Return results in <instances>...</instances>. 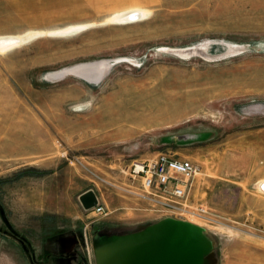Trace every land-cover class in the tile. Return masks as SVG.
Masks as SVG:
<instances>
[{
  "label": "rangeland",
  "instance_id": "obj_1",
  "mask_svg": "<svg viewBox=\"0 0 264 264\" xmlns=\"http://www.w3.org/2000/svg\"><path fill=\"white\" fill-rule=\"evenodd\" d=\"M25 36L0 52V264H171L165 232L176 264L264 244V0H0V38ZM160 156L197 167L184 198L132 174Z\"/></svg>",
  "mask_w": 264,
  "mask_h": 264
},
{
  "label": "built area",
  "instance_id": "obj_2",
  "mask_svg": "<svg viewBox=\"0 0 264 264\" xmlns=\"http://www.w3.org/2000/svg\"><path fill=\"white\" fill-rule=\"evenodd\" d=\"M132 174L142 176L144 188L160 190L175 200L185 197L187 190L186 182L198 174V169L188 161H177L166 156H160L154 162L136 164L132 170ZM180 176L184 180H180ZM91 211L101 218L109 214L106 208L99 204L91 209ZM197 211L203 214L206 213L203 208ZM262 234V238L264 239V232Z\"/></svg>",
  "mask_w": 264,
  "mask_h": 264
},
{
  "label": "water",
  "instance_id": "obj_3",
  "mask_svg": "<svg viewBox=\"0 0 264 264\" xmlns=\"http://www.w3.org/2000/svg\"><path fill=\"white\" fill-rule=\"evenodd\" d=\"M261 191L264 193V185L261 186ZM79 201L85 211H89L93 209L98 204L97 198L92 191H87L81 194L79 196ZM155 230H149V232L155 231ZM148 233L147 232L142 233L138 235L137 237L140 239H145ZM194 243H195L194 240L191 239V246ZM157 247H159L160 250H162L163 252V255L159 256L158 258L166 263L168 262L171 264L180 263L182 258H184L185 256L183 255V253L186 251V245L184 244V241L182 240L181 237L176 236L175 234H172V233L171 234L168 232L162 233L159 236V243L157 244ZM190 248L192 250V247Z\"/></svg>",
  "mask_w": 264,
  "mask_h": 264
},
{
  "label": "crops",
  "instance_id": "obj_4",
  "mask_svg": "<svg viewBox=\"0 0 264 264\" xmlns=\"http://www.w3.org/2000/svg\"><path fill=\"white\" fill-rule=\"evenodd\" d=\"M0 216L2 220L6 222L7 218L4 216V214L0 213ZM93 223L94 222H89L87 226L92 225ZM252 243L253 244L250 246L245 245L244 247L239 246L238 248L232 246V248L224 249L221 264H264V244L256 242ZM204 246L207 247V250H205L207 252L213 247L209 241H207L206 245ZM127 260L128 259H126V262H122V260H112L111 264H129Z\"/></svg>",
  "mask_w": 264,
  "mask_h": 264
},
{
  "label": "bare ground",
  "instance_id": "obj_5",
  "mask_svg": "<svg viewBox=\"0 0 264 264\" xmlns=\"http://www.w3.org/2000/svg\"><path fill=\"white\" fill-rule=\"evenodd\" d=\"M143 15L140 11H129L126 12L120 16H118L116 19L119 21H129V20H137L136 18H139ZM67 31V30H66ZM69 31V30H68ZM65 32V31H64ZM32 36H25V37H1L0 38V52H4L18 44H21L23 41L27 40L28 38H31ZM264 185V180H261L258 183V189L261 191V186ZM262 192V191H261ZM263 193V192H262ZM190 231V230H189ZM105 255V254H104ZM103 254L98 255V258L102 260ZM106 257V256H105ZM98 259V260H99ZM100 263V261H99Z\"/></svg>",
  "mask_w": 264,
  "mask_h": 264
}]
</instances>
